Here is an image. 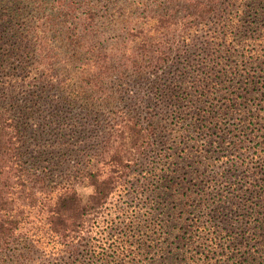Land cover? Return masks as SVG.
I'll list each match as a JSON object with an SVG mask.
<instances>
[{"label": "trees", "instance_id": "1", "mask_svg": "<svg viewBox=\"0 0 264 264\" xmlns=\"http://www.w3.org/2000/svg\"><path fill=\"white\" fill-rule=\"evenodd\" d=\"M226 1H238L240 12L230 15ZM99 3L0 0V264L40 261L47 245L76 264H124L127 256L135 257L134 244L126 243L132 228L109 225L101 236L104 230L94 223L119 189L129 192L139 184L142 193L149 191L147 215L153 204L163 203L162 185L175 184L180 162L192 152H173L174 137L159 136L161 123L140 116L167 114L182 138L193 136L194 126L204 134L193 153L206 155L205 147L215 144L210 152L215 162L209 155L208 162H197L202 170L196 176L184 172L189 191L182 192L184 204L192 206L193 192L200 197L188 224V239L199 253L191 258L264 264V122L244 116L258 110L239 109L236 102L252 90L264 102V0H131L139 13L106 46L93 29ZM198 26L205 29L191 44L195 55L182 56L177 35ZM70 72L80 81L77 99L60 95L61 101L100 116L106 130L95 149L72 150L73 161L81 160L57 172L43 165L53 155L36 147V134L47 132L52 143L65 137L66 146L77 138L79 131L62 121L58 95H48ZM217 94L222 98L216 100ZM32 116L39 118L33 128ZM140 165L137 182L126 189L124 179ZM134 197L133 205L122 201V214L130 205L131 212L142 209L139 195ZM150 225L160 222L142 227ZM86 235L95 237L88 242Z\"/></svg>", "mask_w": 264, "mask_h": 264}, {"label": "rangeland", "instance_id": "2", "mask_svg": "<svg viewBox=\"0 0 264 264\" xmlns=\"http://www.w3.org/2000/svg\"><path fill=\"white\" fill-rule=\"evenodd\" d=\"M91 1L94 2V0ZM130 2L131 0H100V3L97 6L102 9L98 13H96V17L92 20L93 29L95 30V34L99 42L103 43L105 46L107 44L112 45L114 41L111 36L120 34L122 32V27L127 22H129V19L133 16L132 14L139 13V9L135 11L133 10L132 6H129ZM226 2H228V5L233 8V11L230 13V15H234L235 11L240 12L241 7L238 4V1H235L237 4L235 2ZM148 5L151 6L152 3H148ZM211 20L215 21V18L213 19L211 17ZM211 20L207 22H210ZM229 23L232 24L233 22L230 21ZM204 29L205 27L198 26L197 28L190 30L189 34L177 35L180 40L177 43L180 45L176 49L178 53H180L182 56L187 54H189L190 57L194 56L196 51L192 49L191 44L200 41V39L203 38ZM188 38L190 39L188 40ZM113 49L116 50L115 47H113ZM8 50H10L9 46ZM261 72L264 73V64L261 65ZM69 75V78L63 79L62 86L59 85L60 89L62 88V91L60 89L58 90L57 88H51V90L48 92V95L54 97L57 94V97L59 98L61 95L62 98L64 97L63 100L65 101L71 100L72 96L77 99L76 85H78L77 83H80V81L77 79L75 72H70ZM128 86L131 90V82L128 83ZM217 86L221 89L225 87L219 85ZM242 86L243 84H241V89H239V92H244L242 90ZM63 87H65V90L63 89ZM2 90L3 88L0 87V94H3ZM245 94L246 93H244V98L237 97V107L239 109L242 108L243 110L247 111L256 108L258 110L257 114L246 113L244 114V116H257L253 119L254 123L264 122V102L260 100L261 97L256 96L253 90L249 91L246 95ZM126 95L127 93L122 95V97H126ZM226 96L227 95H225V97ZM62 98L59 99L60 102H62ZM208 98L207 100L210 101L211 97L208 96ZM220 98H222V95L217 94L216 100ZM59 108L63 112L62 115H64V117L66 118L62 121H69L70 125H72V129L79 131V133H77V138L70 141L69 144L71 145L66 146L67 141L65 140V137L63 138L65 141L56 140V143H52L54 141V137H50L51 135L47 134V132L45 134H42L41 131H38L39 136L38 134H36V136L38 137V140L36 141L38 145L36 147H41L42 149L49 151L53 155L50 158V161H47L49 163L45 162L43 163V165H48L52 169L55 168L57 172H59L61 168L72 167L73 165H75L77 159L81 160V158H75V161H73L74 157L72 152L74 151L72 150L76 149L77 152L75 154H77L79 152L78 149L83 150L84 152H89L92 151L91 149H95L100 144L101 138L103 139V135L106 130L105 122L101 120L100 116H94L93 114L87 115V112H85L84 109L79 108L75 104L67 106V104L63 101L62 103H59ZM154 111L155 110H153L152 113H154ZM145 115L151 114L149 112ZM192 116L196 115L193 114ZM140 117H145L148 121L157 120L159 123H161L160 128L163 130L159 131V136H162V134L164 136L166 134L165 137H167L169 140L170 138L173 139L174 137V144L172 143V145H170L172 146L173 152L177 151V153H181L180 150H186L192 152V154L190 157L184 159V162H180V165L176 170L177 173H175V177L173 179V182H175V184L172 183V185L169 184L167 186L165 185V183L164 185H162L161 190L165 192L164 196H162L163 203L153 204L151 208V214H144L145 209H143V205L146 201L145 196L149 191H147V193H142V191H144V188L142 186L140 187L139 184H137L135 187L130 189L129 192L127 190L123 191L122 189L117 190L118 192L115 191L108 200V203L106 205L107 209L104 211L103 216L97 217L94 225L96 226V229H99L100 227L99 231L104 230L101 233V236L105 235L106 230H109V227H107L109 225H114L115 227H119V229H125V227H128L134 230V236L132 237V240L129 239L126 243L131 242L132 244H134L132 245L133 248L131 249L134 250L136 256H127L125 258L126 261L124 264H206L203 259H192H198L199 253H197V249L192 246L188 239L190 237V226L188 224L189 218L191 216L190 214L193 210H195L197 201L200 199V197L195 192H193L192 200L190 201V205L192 206H187L184 204L185 196L182 195V192L189 193V191L187 189L188 185L185 183L183 177L184 172L185 174H188V176H194L198 173V171L200 172L202 170V167H197V162L199 160L204 161L205 158L208 159L209 155L211 156V159H209L210 162H215L213 160L212 154H210V152H212V149L215 148V144L211 143V145H207L205 147V150H208L209 152H207L206 155H204V153H201V156H198L197 154L193 153L194 148L192 146L196 144L195 142H202L206 137L202 132H198L197 129H194V127L196 126L190 127L191 131L193 130V132L191 133L193 136L188 137V139H184L181 137V134L178 131L172 129L174 122L172 116H168L167 114L165 116ZM35 118L37 117L32 116L30 119L27 118L28 120H30V122H32V128L33 126H36V123L38 124L39 122V118ZM59 126L63 127V124ZM67 127L70 128V126ZM210 141L211 139L207 138V143H210ZM226 147L227 145L225 146V148ZM32 149L35 148L32 147ZM218 154L220 153H217L216 155ZM204 162L208 161L205 160ZM51 163L55 166H52ZM141 170V165L134 166L132 168L129 175L126 177L127 179H124L126 189L127 186L130 185V183L135 184L137 182L139 178L138 173L142 172ZM169 190H173V197L169 195ZM87 192V189H80V193L83 195ZM119 192L120 194H118ZM135 193L140 197V206L142 209H136L137 212L134 213L131 212L133 206L130 205L129 209L123 211L124 214H122V211L118 209V207L121 208L125 205L122 202L123 200L132 205L136 203L137 198L134 197ZM149 200L150 199L148 198V201ZM160 210H162L161 213ZM123 216H125L124 219H122ZM110 220H112L111 223ZM149 220H152V224H154V221H159L160 226L156 225V227L153 228V225H150L149 227H151V229L142 227L149 223ZM136 226H141V229L137 228V230H135L134 228ZM94 231L95 230H93V232ZM86 236L88 242L91 241V237H95L89 235ZM42 250L44 256L40 259V261H34L33 263L28 264H76L70 262L71 260L69 258H66L65 253L58 252L60 250L59 247L54 248L51 247V245H47L42 248Z\"/></svg>", "mask_w": 264, "mask_h": 264}]
</instances>
